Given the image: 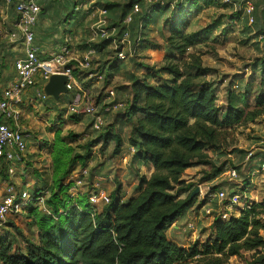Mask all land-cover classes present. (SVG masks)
<instances>
[{
    "label": "trees",
    "instance_id": "16d2710c",
    "mask_svg": "<svg viewBox=\"0 0 264 264\" xmlns=\"http://www.w3.org/2000/svg\"><path fill=\"white\" fill-rule=\"evenodd\" d=\"M253 3L255 20L252 25L248 24L244 14L242 0H230L229 3L221 0H156L151 4L144 0H128L117 21L113 18L110 0H99L92 5L89 0H76L70 12L66 10L64 18L72 14V20L81 11V8L76 10L79 5L107 11V19L110 27L116 28V35L91 45L98 58L105 48H111L113 39L127 31L133 40L139 39L137 52L149 25L167 14L163 22L167 27L166 45L170 55L166 56V63L160 70L143 66L146 74L131 82L130 99L121 114L130 124L126 142L134 150L129 168L136 171L137 185L129 196L124 197L118 184L110 194V202L100 210L88 202L86 193L72 196L68 190L73 181H69L68 176L75 164L84 167L86 158L82 156L78 161L79 156H75L73 162L70 160L71 149L66 148L68 159L56 166L57 171L62 172L61 178L54 180L53 187L57 192L52 191L44 200L51 215L45 214V219H39L35 201L23 208V212H30L35 220L37 242L25 239L23 251L16 248L12 252L5 237L0 238V264H225L231 257L264 248V237L260 234L264 230V203L251 200H245L244 207L238 208V216L226 220L214 217L210 234L202 243L195 240L184 248L166 236V231L188 211L207 203L202 199L197 204L199 194L192 196V193L198 186L184 179L185 171L209 166L213 172L208 178H217L227 171L224 165L216 167V162L207 154V151L217 153L218 130L254 123L259 118L264 120V12L258 9L255 1ZM135 4L139 6V12L133 15L128 27L122 26V20ZM209 4L230 11L229 20L244 24L243 30L263 43L257 92L251 96L246 87L237 94L230 86L223 110L216 104L211 85L198 81L203 74L199 64H189L186 68L191 72H183L174 56L185 55L197 40L195 34H185L193 8L198 10ZM86 40L82 52L87 48ZM111 52L114 56L115 50L111 48ZM112 61L113 66L119 65L115 59ZM75 74L80 80L81 73L75 71ZM161 74L170 79L157 78ZM244 106H251V110L245 111ZM111 141H115V152H118L122 142L114 132L105 131L87 147L102 143L104 148ZM258 159L261 161L257 168L264 162V154L261 153ZM69 163H72L70 168ZM138 166L149 167L152 173L149 176L139 174ZM216 188L218 186L210 188V192L217 191ZM41 192L48 191L35 190L30 194L37 197ZM227 203L225 200L222 206ZM33 207L37 210H32ZM212 208H218L217 202ZM255 264H264V256Z\"/></svg>",
    "mask_w": 264,
    "mask_h": 264
},
{
    "label": "rangeland",
    "instance_id": "374dc122",
    "mask_svg": "<svg viewBox=\"0 0 264 264\" xmlns=\"http://www.w3.org/2000/svg\"><path fill=\"white\" fill-rule=\"evenodd\" d=\"M65 1L68 3L66 10L69 13L76 0ZM97 1L99 0H95L94 3ZM57 2L62 4V0ZM127 2L128 0H110V3L113 4V18L116 21L120 18L122 6ZM46 6L48 7V5ZM97 8H90L85 4L73 20L71 18L72 14H68L64 19L63 13L60 17L59 15L54 16L56 24H63L64 28H67L64 29L63 34H69L73 38L71 50L76 58L80 57L82 53V44L86 39H89L90 27L96 21L97 11L101 9ZM166 16L167 14L163 15L160 19H156L155 23L149 25L145 37H141V39H144L141 48L132 58L119 63L117 67L112 65L114 57L110 47L105 48L99 54L98 61L94 60L93 68L94 71L99 70L98 72L103 73V81L95 79L84 81L85 75L80 74L81 83L83 82L82 84L86 88L91 89L92 96L97 99L99 104H102L111 92L114 95L112 97L114 100L123 101L125 106L128 105L130 84L136 78L145 76L146 70L143 66L154 68V70H160L164 66L166 56L170 55L166 45L167 27L164 26L163 22ZM229 16L230 11H225L213 4L199 7L198 10L194 7L189 16V25L185 30V34H195L197 40L185 55H174L178 59L180 69L183 72H191L186 68L187 65L199 64L203 74L198 81H205L211 85L217 98L216 104L221 110L226 107L227 90L230 86L237 94L243 92L246 87L249 88L251 96L257 92L260 79L258 67L263 53V43H259L254 35L244 31L243 29L246 28L244 24L239 23V21H232V19L229 20ZM68 18L71 19L70 22H67ZM14 20L13 8L3 6L0 3V30L9 32L13 27L12 22ZM66 22L67 24H65ZM217 22L219 23L217 24ZM157 78L170 79L165 74L157 75ZM152 82L156 83L153 80ZM64 97L68 100L70 93L62 94L61 99L57 101V105L48 100H40L38 111L37 109L28 111L30 118H27L26 115L23 117L20 115V125L25 129V135L30 136L25 139L28 147L27 152L35 149V152L33 151L30 155L26 152L25 165L23 166L24 178L30 184L28 187L29 193L35 190L48 191L45 196L46 199L52 191L57 192L56 188L53 187L55 185L54 180L61 178L62 172L59 173L56 166L68 159L69 154L65 155V150L69 148L71 149L70 160L73 162L75 156H79L78 161L82 159V156L86 158L85 166L75 164L68 176L69 181L76 179V177L81 179L82 184L77 185L80 193L89 191L92 183L98 182L99 187L109 195L120 184L124 197H127L126 191L128 190L129 193L132 191V182L138 181L136 171L133 169L131 171L128 167L130 160L128 158L127 161L122 158V160L119 159V157H123V154L132 155L129 147L124 146L125 149L123 150L125 151L121 155H119V151L115 152V141L109 142L104 148H102V143L90 148L87 147L105 131L116 133L122 145H124L130 128V124L124 121V117L121 115L124 110L105 115V126L102 133H94L90 128L91 119L89 117L84 115L74 117L67 114L66 110L63 112V109L68 105V102H63ZM244 108L245 111L251 110V106H244ZM38 121L45 123L44 127L33 129L32 123L37 124ZM262 140H264V120L261 118L254 123L247 122L229 129H219L216 137L217 153L207 151L208 157L216 162V167L224 165V170L236 169L239 178L236 180H230L222 176L208 178L213 172L212 168L198 166L186 170L184 179L198 186L197 188H200L203 194L215 186H218L216 190L230 194L232 190L236 191L241 199L234 205L227 199L228 203L223 207L229 209V215L238 216L237 209L240 208V203L244 200L264 203V174L256 170L257 164L261 161L258 156L261 154L259 143ZM86 147L87 151L85 150ZM37 149L41 150L42 154L38 153ZM251 150L255 152L253 159L249 163H244V155ZM213 154H215L214 157ZM70 166H72V163H69V168ZM102 166H105L102 174L94 176V171L96 173ZM121 166L122 169L119 168ZM83 169L86 170V175L81 176L80 172ZM126 172H129L131 176ZM138 172L149 176L152 169L143 166ZM109 175H112V177L107 179ZM96 177L98 179H95ZM132 178H135L136 181L131 182ZM16 189L20 190L18 186H16ZM201 199L202 195L197 199V204L200 203ZM214 203H216L215 200L212 202L211 207L214 206ZM35 206H38V210L35 207L32 210H37V217L45 219L44 204H35ZM101 208L102 206L99 207V210ZM205 210L203 206L197 209L195 207V210L191 211L190 221L183 226L184 235L193 237L190 244L195 240L202 243L210 234V225L218 209L211 216H207ZM30 215V212L24 210L20 215L11 217L7 229L2 230L0 234V238L5 237L4 241L9 243L7 244L11 246L12 252L17 249L23 251L26 246L25 239L37 242L35 220ZM187 223L193 224V230L187 228ZM260 234L264 237V230ZM262 256H264V248L257 252H245L241 257H231L227 259L225 264H255Z\"/></svg>",
    "mask_w": 264,
    "mask_h": 264
},
{
    "label": "built area",
    "instance_id": "2783aa9c",
    "mask_svg": "<svg viewBox=\"0 0 264 264\" xmlns=\"http://www.w3.org/2000/svg\"><path fill=\"white\" fill-rule=\"evenodd\" d=\"M54 2L56 0H48ZM147 4L155 3L156 0H144ZM243 11L247 17L248 24L254 23L253 13L255 6L252 0H242ZM93 4L95 0H89ZM223 3H229L230 0H221ZM3 6H11L15 14L14 29L6 33L7 40L12 44H19L23 48V57L15 60L14 79L5 87L0 88V168L6 176L14 177L16 173L15 164H23L27 152V144L25 142L26 135L24 128L20 125V112L17 108L22 103L23 94L30 88H35L39 83L47 84L52 75H62L66 77L65 87L67 93L72 95V101L67 107V114L75 117L79 115L87 116L91 119L90 128L94 133H101L105 126V115L115 113L125 108L123 101L114 100L113 93H109L102 104L97 102L88 89L81 83L76 76L75 71L83 73L85 80L95 79L103 81V73L93 68L94 60L97 57L96 50L91 46L100 39L113 38L116 35V28L110 27L107 19V11L99 9L97 11L96 21L90 27L89 39L86 40L87 48L80 54V57L73 56L71 44L73 38L69 35L64 36L63 45L53 53L44 57L40 56L38 48L34 44V26L37 22L41 11L37 0H0ZM162 4V3H161ZM79 5L76 10L83 8ZM140 10L137 4L133 5L130 13L122 20L121 25L128 27L133 20V15ZM264 12V6L261 8ZM264 28V21L262 24ZM139 39H132L129 32H124L118 39L112 40L111 48L115 50L114 59L116 62L122 63L132 58L136 53ZM36 97L42 101L47 97L41 89L35 91ZM259 147L264 154V140L260 141ZM129 151L133 154V148L129 147ZM255 152L252 150L247 152L244 157V163L251 162ZM257 172L264 174V162H261ZM81 176L86 175V170L80 172ZM230 180L239 178L236 169L227 170L221 175ZM73 185L68 192L74 196L80 193L77 185L82 184L81 179L76 177L72 179ZM92 189V190H91ZM199 189V197L207 200L203 205L205 214L211 216L215 210L211 207L212 201H216L218 205L217 213L214 217L226 220L233 215H229V209L222 206L224 199H229L232 205L236 204L241 198L232 190L231 194L221 190L215 192H202ZM88 202L94 206H105L110 202V195L99 187L98 182L92 183L90 190L85 192ZM48 192H41L37 197H33L27 190H17L13 183L5 181V191L0 195V234L7 227L9 219L16 217L23 212V208L29 203L35 201V204H44L45 196ZM230 196V197H229ZM201 199V200H202ZM34 204V205H35ZM240 208L244 207L245 200L240 203ZM46 215H51L49 210L43 209ZM239 215V210L237 209ZM187 228L193 230L192 223H187Z\"/></svg>",
    "mask_w": 264,
    "mask_h": 264
},
{
    "label": "crops",
    "instance_id": "0c3cea01",
    "mask_svg": "<svg viewBox=\"0 0 264 264\" xmlns=\"http://www.w3.org/2000/svg\"><path fill=\"white\" fill-rule=\"evenodd\" d=\"M255 1L256 5L258 6V9L263 7V1L262 0H253ZM37 3L41 7V13L38 16L37 22L34 26V44L38 48L40 56L44 57L50 53L56 52L61 45H63L64 42V36L69 34H63L64 28L63 24H56V18L54 16L60 17V15L65 14L66 12V5L65 0H62V4H59L58 2H51L48 0H37ZM48 5V7L46 6ZM52 7V8H50ZM64 19V17H63ZM70 22V21H69ZM13 27L11 30L14 29V21L12 22ZM9 30V31H11ZM8 31L0 30V88L5 87L8 85L15 77V70H14V62L15 60L23 57V48L17 44L10 43L6 38V33ZM99 59L98 56L96 57V60ZM98 61V60H97ZM45 85L42 83H39L35 88H30L27 90L23 96H22V103L17 108V110L20 112V115L23 117L26 115L27 118H30V115L28 111H32V109H37V111L40 109V105L38 104L40 99L36 97V90L43 89ZM62 95H60L59 99H61ZM128 99H130V94L128 96ZM48 101L51 103H54L57 105V102L54 101L52 98H48ZM72 101V95L70 94V98L68 100L64 97L63 102H68L67 107L70 105ZM67 104V103H66ZM65 105V104H64ZM63 105V107H64ZM39 107V108H38ZM63 109V112L67 109ZM62 109V108H60ZM42 114V112H41ZM36 122V121H35ZM32 123L33 129H40L44 127V124L40 121H38L37 124ZM25 134V132H24ZM30 136L26 135V138H29ZM36 137V136H34ZM36 143L39 144V142L36 141ZM124 143V142H123ZM124 146L127 148L129 147L126 140L124 145L120 147L119 155H121L125 150ZM35 152V149L32 151H28L27 154L30 155L32 152ZM38 153L42 154V151L37 149ZM127 151V150H126ZM125 156V157H124ZM124 159L127 161V158L130 160L131 156H127L123 154V157H119V159ZM121 159V160H122ZM25 165V161L23 164H15L16 173L14 177H6V174L4 173V169L2 170L0 168V195H2L5 191V181H8L10 183H13L16 186L20 188V190H27L30 186L29 183H27V180L24 178V169L23 166ZM129 167V164H128ZM143 166H138L140 169ZM122 169V166L119 167ZM124 168V167H123ZM105 166H102L98 169V171H94V176H99L104 171ZM130 169V168H129ZM132 171V170H131ZM128 175H130L129 172ZM131 176V175H130ZM112 175H109L107 179L111 178ZM95 179H98L97 177ZM136 179L132 178L131 182ZM137 182V181H136ZM132 182V191L136 187L137 183ZM131 191V192H132ZM127 190L126 193L128 196L131 194ZM191 211H188L184 217L176 221L167 231L166 236L169 240L174 242L176 245L180 247L187 248L190 245V242L192 241L193 237H188V235H184L183 233V226L186 222L190 221ZM7 229V227L5 228Z\"/></svg>",
    "mask_w": 264,
    "mask_h": 264
},
{
    "label": "water",
    "instance_id": "95a60500",
    "mask_svg": "<svg viewBox=\"0 0 264 264\" xmlns=\"http://www.w3.org/2000/svg\"><path fill=\"white\" fill-rule=\"evenodd\" d=\"M65 83L66 77L62 75H52L49 78L47 84H45V86L43 87L42 92L46 97L52 98L54 101L57 102L60 95L67 93ZM197 194H199L198 188L193 191L192 196Z\"/></svg>",
    "mask_w": 264,
    "mask_h": 264
}]
</instances>
